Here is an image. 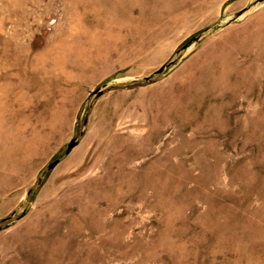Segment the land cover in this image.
Listing matches in <instances>:
<instances>
[{"label": "rangeland", "instance_id": "1", "mask_svg": "<svg viewBox=\"0 0 264 264\" xmlns=\"http://www.w3.org/2000/svg\"><path fill=\"white\" fill-rule=\"evenodd\" d=\"M0 134V264H264V0H0Z\"/></svg>", "mask_w": 264, "mask_h": 264}, {"label": "water", "instance_id": "2", "mask_svg": "<svg viewBox=\"0 0 264 264\" xmlns=\"http://www.w3.org/2000/svg\"><path fill=\"white\" fill-rule=\"evenodd\" d=\"M243 11H240V12H238L236 15H235V17H234V19H236L238 16H240V14L242 13ZM200 39H201V37H193L190 41H188L183 47H182V49H187L193 42H199L200 41ZM168 65H166V66H162V67H160L155 73L156 74H159V73H162V72H164V70L166 69V67H167ZM151 77H146V80H149ZM99 94V95H101L102 94V90H100V89H97L96 91H95V94ZM78 137H75V138H73L69 143H68V145H67V150H66V153L68 154V153H70L71 152V150L74 148V147H76L77 145H78ZM59 164V159H56V160H54V161H52L51 163H49L48 164V166H47V169L48 170H52V169H54L57 165ZM25 213H26V211H23V213L21 214V217L23 216V215H25ZM15 214V212L13 213V215ZM6 219H2V223L5 221Z\"/></svg>", "mask_w": 264, "mask_h": 264}, {"label": "bare ground", "instance_id": "3", "mask_svg": "<svg viewBox=\"0 0 264 264\" xmlns=\"http://www.w3.org/2000/svg\"><path fill=\"white\" fill-rule=\"evenodd\" d=\"M71 40V39H70ZM72 44H74V43H72ZM2 112V111H1ZM5 134V133H4ZM1 135V134H0ZM2 138V137H1ZM8 140V139H7ZM5 141V140H4ZM3 140H2V142H4ZM6 143V142H5ZM28 145H30V144H28ZM2 146H3V144H2ZM27 147H29V146H27ZM7 149V148H6ZM25 149V148H24ZM29 150H31V148L29 149ZM3 151V150H2ZM25 151V150H24ZM27 151H28V149H27ZM32 151V150H31ZM20 153H21V151H20ZM23 153V152H22ZM25 153H26V151H25ZM30 153H33V151L32 152H30ZM28 155V154H27ZM21 156H26L25 154L24 155H21ZM30 156H32L31 154H30ZM20 157V156H19ZM28 157V156H27ZM26 157V158H27ZM25 158V157H24ZM20 160V159H19Z\"/></svg>", "mask_w": 264, "mask_h": 264}]
</instances>
